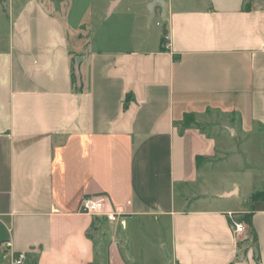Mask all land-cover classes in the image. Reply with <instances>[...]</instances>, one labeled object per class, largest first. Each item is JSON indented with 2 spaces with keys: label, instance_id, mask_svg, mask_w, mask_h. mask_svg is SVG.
<instances>
[{
  "label": "crops",
  "instance_id": "crops-1",
  "mask_svg": "<svg viewBox=\"0 0 264 264\" xmlns=\"http://www.w3.org/2000/svg\"><path fill=\"white\" fill-rule=\"evenodd\" d=\"M78 1L0 0V264H264V0Z\"/></svg>",
  "mask_w": 264,
  "mask_h": 264
},
{
  "label": "built area",
  "instance_id": "built-area-1",
  "mask_svg": "<svg viewBox=\"0 0 264 264\" xmlns=\"http://www.w3.org/2000/svg\"><path fill=\"white\" fill-rule=\"evenodd\" d=\"M160 24V22H157ZM170 42V34H164V44L168 48ZM107 196L105 194L86 195L81 201L79 211L87 214H92L97 217H106L110 222H115L121 218V214L114 208L107 209ZM231 228L234 235H242L247 232L248 226L245 221L240 219L235 213L229 214ZM3 250L6 255L11 257L12 264H24L27 255L25 252H15L12 248V243L7 240L3 243Z\"/></svg>",
  "mask_w": 264,
  "mask_h": 264
},
{
  "label": "rangeland",
  "instance_id": "rangeland-1",
  "mask_svg": "<svg viewBox=\"0 0 264 264\" xmlns=\"http://www.w3.org/2000/svg\"><path fill=\"white\" fill-rule=\"evenodd\" d=\"M46 1H51V0H46ZM52 1H56V2H58L57 4H58V6L60 5V3H61V1L62 0H52ZM65 1L66 0H64V3H65ZM99 1L100 0H93L92 2L94 3L93 4V8L92 9H95V7H96V5L99 3ZM52 3H54V2H52ZM81 3H82V6H81ZM84 3H85V0H79L78 1V7L77 8H79V6H80V8L81 7H83V5H84ZM138 10L139 11H141V9L140 8H145L144 7V5H142V4H140L139 6H138ZM146 8H147V4H146ZM98 21V20H97ZM160 22V24H158L157 22ZM163 19H161L159 16H157V17H155L154 18V20H153V29H155V33H154V35H153V40H156V38H157V36H158V34H160V32H161V28L164 26V24H163ZM96 23H94V25H95ZM89 29H88V36H86L87 38H89V37H95L96 36V34H95V29H92V28H90V27H88ZM98 32H99V35H100V30H102V34H101V37H105L106 36V34L107 33H109V34H111V32H113L115 29H116V26H110L109 27V30H108V32H106V31H103L104 30V27L102 26V27H98ZM84 32H86V29H84ZM162 34H163V32H162ZM165 34V33H164ZM163 34V35H164ZM119 38H121L120 36H119ZM125 38H122V41L124 40ZM103 40H105V39H103ZM190 120H188V122H189ZM259 144H258V147H260V146H262L263 148H264V144L263 145H261V142L259 141L258 142ZM260 155V154H259ZM258 155V156H259ZM249 160V159H248ZM254 162V161H253ZM252 162V163H253ZM263 162V160L261 161V163ZM249 168V166L247 165V166H244V169L245 168ZM260 168V170L258 171V172H256L255 174V183H254V186H255V188L254 189H256V190H253V192H255V191H259V190H263L264 189V166H262V167H259ZM227 169H229V170H231V167L230 166H226L225 165V163H220V165H216V167H214L213 168V170H211L210 171V176H211V181H213V182H215V185L216 186H218L219 184H221V176H223L224 175V173H225V171L227 170ZM246 171H244L243 170V174H240L239 176H233V177H231V176H228V181H232V180H235V179H237L241 184H242V192H241V195L243 196L244 194H247L246 192H245V190H246V188H251V184L250 183H245V177H244V173H245ZM254 174V173H253ZM249 179V178H248ZM257 179H259V181L257 182L258 184H256V181H257ZM252 189V188H251ZM250 191V190H249ZM252 192V193H253ZM231 207H238V205H236V206H234L233 204H231ZM94 234V236L95 237H97V234H95V233H93ZM248 240H250L251 242H255V238H254V236L253 235H251V237H249V238H247ZM255 244V243H254ZM251 247V246H250ZM252 247H254V246H252Z\"/></svg>",
  "mask_w": 264,
  "mask_h": 264
},
{
  "label": "water",
  "instance_id": "water-1",
  "mask_svg": "<svg viewBox=\"0 0 264 264\" xmlns=\"http://www.w3.org/2000/svg\"><path fill=\"white\" fill-rule=\"evenodd\" d=\"M119 0H115L111 4V8H113ZM147 8L150 14L149 20L150 22L153 21V19L156 16V9L160 8L162 11V15L164 18H166L167 10H168V4L165 2V0H152L147 4ZM82 57H77L75 60V65H74V73L76 76V79L78 82L81 81V74H80V64H81ZM249 261L250 264H255V259L253 257V251L250 250L249 253Z\"/></svg>",
  "mask_w": 264,
  "mask_h": 264
},
{
  "label": "trees",
  "instance_id": "trees-1",
  "mask_svg": "<svg viewBox=\"0 0 264 264\" xmlns=\"http://www.w3.org/2000/svg\"><path fill=\"white\" fill-rule=\"evenodd\" d=\"M166 29H164V32L163 33H166ZM191 122V120L189 121V123ZM195 124H198L197 122H194ZM259 201H264V189L263 190H259V191H255L253 192L250 197H249V203L250 204H253L254 202H259ZM242 220H245L250 227H252V222L251 220L249 219V216L246 215V216H243L241 218ZM252 234L254 235V237H256V234L254 232V228L252 227ZM231 264H234V263H231Z\"/></svg>",
  "mask_w": 264,
  "mask_h": 264
}]
</instances>
